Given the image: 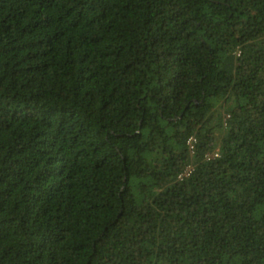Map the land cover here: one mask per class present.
Returning <instances> with one entry per match:
<instances>
[{"label":"trees","instance_id":"trees-1","mask_svg":"<svg viewBox=\"0 0 264 264\" xmlns=\"http://www.w3.org/2000/svg\"><path fill=\"white\" fill-rule=\"evenodd\" d=\"M0 264H264V0H0Z\"/></svg>","mask_w":264,"mask_h":264},{"label":"built area","instance_id":"built-area-1","mask_svg":"<svg viewBox=\"0 0 264 264\" xmlns=\"http://www.w3.org/2000/svg\"><path fill=\"white\" fill-rule=\"evenodd\" d=\"M196 143H197V139L195 137H192L189 140V144L192 148V150H195L196 148ZM220 156V153H214V154H210L209 155V159H213V158H217ZM194 172V168L192 166H189L188 168H186V170L180 175L181 179H184L186 177H189L192 173Z\"/></svg>","mask_w":264,"mask_h":264}]
</instances>
